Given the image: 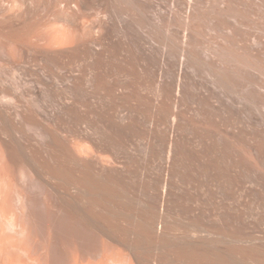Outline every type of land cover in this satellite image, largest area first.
Here are the masks:
<instances>
[{"label": "bare ground", "instance_id": "bare-ground-1", "mask_svg": "<svg viewBox=\"0 0 264 264\" xmlns=\"http://www.w3.org/2000/svg\"><path fill=\"white\" fill-rule=\"evenodd\" d=\"M0 264H264V0H0Z\"/></svg>", "mask_w": 264, "mask_h": 264}, {"label": "rangeland", "instance_id": "rangeland-1", "mask_svg": "<svg viewBox=\"0 0 264 264\" xmlns=\"http://www.w3.org/2000/svg\"><path fill=\"white\" fill-rule=\"evenodd\" d=\"M244 154H245V157H246L247 161H248L249 163H251V166H252V167H256V166H258V165L256 164V162H253V161L251 160V158H250V150H249L248 148H245V150H244ZM48 230H49V228H48ZM34 233L36 234V231H34ZM45 244H46V243H45Z\"/></svg>", "mask_w": 264, "mask_h": 264}]
</instances>
